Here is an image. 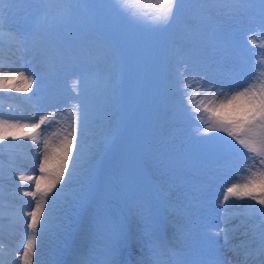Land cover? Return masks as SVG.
<instances>
[{"label":"rangeland","instance_id":"rangeland-1","mask_svg":"<svg viewBox=\"0 0 264 264\" xmlns=\"http://www.w3.org/2000/svg\"><path fill=\"white\" fill-rule=\"evenodd\" d=\"M161 3L162 0H0V55L5 54L14 65L21 57L11 50L25 52L39 72L35 79L27 76L33 81L28 94L36 101L39 92L43 105L37 108L35 117H48L46 125L38 130L35 151L43 153L44 140L72 124L76 91L82 88V70L97 74L91 85L94 115L87 139L98 149L93 160L94 184L83 203L78 181L57 186V191L64 188L58 205L62 212L37 241L40 254L34 264H72L69 255L71 248L78 249L81 230L88 236L90 246L84 264H104V248L108 253L110 248L114 251V264H134L133 255L123 252L120 238L115 249L109 241L114 242V234L121 232L125 217L131 222L133 237L145 247V264L171 261L156 259L149 242L158 235L155 232L159 227L165 229L172 222L178 231L173 244H183L197 235L202 245L198 258L205 255V264H220L222 246L207 252L205 248L220 243L219 227L214 221L222 211L226 188L244 182L242 176L237 179V174L248 163L246 156L250 154L223 133L203 134L208 127L206 118L201 112V119H194L196 114L187 109L178 73L187 68L188 82L193 84L188 93L195 97L193 106L201 99L190 78L194 73L198 78L206 77L205 84L224 89L264 84V10L258 0H235L212 8L201 7L199 0H178L176 17L164 27L159 19ZM117 5L134 13L135 18L123 15ZM31 34L35 41L26 38ZM53 42L71 58V70H61L57 62L50 61L47 50ZM101 42L115 54L113 60L102 56L97 47ZM11 74L13 71L0 65V75ZM41 76L46 95L41 92ZM108 84L117 86L116 99ZM0 112V120L21 124L31 123L34 114L29 118L7 117L5 113H15L7 106L0 107ZM216 137L230 141L235 150L226 148ZM11 140L0 144V202L6 199L9 210L0 215V223L11 219V212L22 215L29 211L28 202L35 203L30 196L17 201L5 187L15 178L1 172L19 167L23 170L28 165L22 160L33 156L24 148H11ZM17 141L29 143L31 139ZM79 143L78 130L77 146ZM36 165L39 168L38 162ZM22 170L19 174L36 176ZM252 202L244 199L231 209L237 208V213ZM262 213L264 210L258 212L257 220L264 236ZM210 217L211 221L203 223ZM152 227L155 229L150 231ZM98 234L104 236L100 237L104 238V247L93 252L91 248L100 243L93 239ZM1 247L2 251L7 249L4 243H0ZM58 255L64 257L58 259Z\"/></svg>","mask_w":264,"mask_h":264},{"label":"snow or ice","instance_id":"snow-or-ice-1","mask_svg":"<svg viewBox=\"0 0 264 264\" xmlns=\"http://www.w3.org/2000/svg\"><path fill=\"white\" fill-rule=\"evenodd\" d=\"M235 0H199V5L204 8L222 7L233 3ZM251 3L252 0H245ZM259 6L264 10V0H258ZM180 3L178 0H162L160 11L162 15L159 19L164 27H168L177 15ZM119 11L130 19L135 18V14L119 7ZM32 41L36 40L34 34L26 37ZM102 56L106 60H113L115 54L102 42L97 45ZM47 54L50 61L57 62L61 70H71L72 61L63 50L53 42L49 45ZM96 73L87 69L82 70L79 83L82 88L76 91L77 102L73 105L76 115L72 117V124L64 129L62 133H53L52 138L44 140L43 158L39 161V175L30 176L28 180L34 185V191H25V196H30L35 201L34 207L27 211L30 218L27 227L31 230V235L23 251L22 264H33L31 259L38 237L45 235L52 225L53 214L64 196V188L57 191L58 185H65L69 181H78L81 185L80 203L87 198V193L92 189L95 178L94 157L98 151L97 146L87 143L91 118L94 115V92L91 85L96 78ZM178 75L182 78L184 87L182 91L186 93L184 103L187 109L195 113L194 119H201L200 113L204 114V122L208 124L204 135L213 132L223 133L225 137L231 138L235 145H239L245 153L249 162L245 165L246 175L243 183H233L226 188L223 196V203L229 197L236 200H251L261 206L264 210V84L257 86L250 83L248 86H237L235 89L218 88L215 84H205L206 77L192 74L191 80L197 86V95L201 97L199 102L193 106L195 97L188 94L193 88L189 83L187 68L180 71ZM41 92L47 94V87L44 84V77H40ZM33 81L24 75L23 72L11 75H0V91H12L17 93H27L32 88ZM113 99H116L118 88L115 84H108ZM215 90V91H214ZM214 92V94H212ZM211 94V95H209ZM207 97V99H205ZM48 117L43 116L37 119L32 117L31 123L21 124L0 120V144L11 138H29L34 142L39 135L38 130L46 125ZM79 130L80 143L77 146V134ZM221 140L229 150H235L234 145L222 137ZM75 151V158L73 153ZM71 164V172L69 167ZM66 173L67 179H66ZM21 180L25 177L21 176ZM251 207V206H249ZM256 211V209H252ZM264 214V213H262ZM221 232H226V228H221ZM120 232L114 234L115 243L118 242ZM260 254L264 255V244L260 248Z\"/></svg>","mask_w":264,"mask_h":264},{"label":"bare ground","instance_id":"bare-ground-1","mask_svg":"<svg viewBox=\"0 0 264 264\" xmlns=\"http://www.w3.org/2000/svg\"><path fill=\"white\" fill-rule=\"evenodd\" d=\"M18 54V56L21 57V60L19 62H16L14 65L9 63L6 59L5 54L0 55V65L9 68L13 71V73H19L23 72L25 76H29L31 79H35L36 75L39 73L38 68L35 67V63L32 62L31 56L29 54H25V52L22 54L19 50H11ZM41 73V72H40ZM36 101L34 100L35 96H31L27 93H17V92H8V91H0V106H10L13 108L14 112L13 114L6 113L5 116L12 117V116H22L25 118L31 117V114L35 116L37 113V108L40 109L43 107V105L40 102V93H37ZM19 95V96H17ZM30 114V115H29ZM18 140V139H17ZM17 140H11L8 145L10 147L14 148H24V151H31V157H26L24 161L28 166L23 168L19 167L18 169H6L5 172H1L2 174L6 173L9 174L11 177H14V182L10 185H6V189H9L8 194L15 197V199L18 201V198L22 197L26 199L27 196L24 195L25 191H28V189L31 191L34 189V185L31 183V181L28 180V177L31 175L22 172L23 174H19L20 171H30L34 172L35 175H39V168H37L36 162L39 163V161L43 157V153L40 151H35L36 149V141L34 142L31 140L29 143H21ZM7 145V143H5ZM249 163V162H248ZM244 163V164H248ZM237 174V172H236ZM246 175L248 173L245 171V166H242L239 168L237 179H245ZM25 177L24 180H21L20 177ZM19 177V179H17ZM19 180V181H18ZM232 197H229L228 201L225 203L227 209V215H231V218H225L224 226L227 229L226 232H224L223 236H226L228 239L225 244H231V243H237L235 246H232L225 250V255H235V258H243L242 263H236V264H264V255H261L260 252L255 253L254 250H250L249 247L253 244H257V248H261L262 244H264V237L261 236L258 229L256 228V225L258 224V212L261 211V206L256 204L254 201L251 203V207H247V209H250V211L247 210V212L242 215L241 219L244 220V225L242 226V221L238 217V214L235 215L233 211L230 210V206H237L242 202V200H236ZM230 201V202H229ZM2 204V206H1ZM29 209L31 207H34V202H28ZM256 209V211H252V209ZM28 209V210H29ZM9 212L8 208L6 207V200H1L0 202V215H5L4 213ZM26 212V211H25ZM27 213V212H26ZM60 215L59 211L56 209V211L53 214V220ZM10 220L8 222L0 223V238H12L13 241L10 244H6L8 246V250L2 251L0 248V253L3 252V254H0V264H22L23 260V251L24 247L27 243L28 237L31 235V230L27 227L28 225V218L26 217V214L19 215L16 213L11 212ZM83 226V225H82ZM155 229V228H154ZM160 227L158 231H154L157 233L158 241L162 246V250L166 247L167 244H173L176 242V238L178 237V231H176V226L172 222L170 225L167 226V229L165 231L161 230ZM156 234V235H157ZM80 248L78 245V249L71 248L70 257L72 264H84L86 262V255L84 254V249L86 246V241L88 236L86 235L85 231L81 230L80 232ZM259 237V239L255 242L251 243H245L250 242L251 239H248V237ZM40 237H38L39 241ZM42 239V238H41ZM134 242L138 239L134 237ZM5 241L2 240L0 243H4ZM176 244V243H175ZM181 247H180V246ZM137 248L143 252V246L141 245L139 247V244H136ZM135 246V247H136ZM186 248V250L192 252V246L193 242L186 241V244L179 243L178 245H175L174 248L179 249ZM70 251V250H69ZM40 254V251H37L35 249L31 259L34 264V259L38 257ZM261 255L262 260L259 263H256L255 260H257V256ZM58 259H62V255L57 256ZM151 258V255L149 256ZM223 258V257H222ZM234 258V260H235ZM56 259V258H55ZM147 259L143 258L142 255L137 256L136 264H144ZM110 264H113L110 262Z\"/></svg>","mask_w":264,"mask_h":264}]
</instances>
